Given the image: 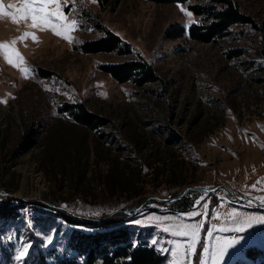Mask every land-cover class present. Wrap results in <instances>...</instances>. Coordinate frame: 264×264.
Wrapping results in <instances>:
<instances>
[{"label": "rangeland", "instance_id": "1", "mask_svg": "<svg viewBox=\"0 0 264 264\" xmlns=\"http://www.w3.org/2000/svg\"><path fill=\"white\" fill-rule=\"evenodd\" d=\"M222 1L67 0L63 11L78 25L71 41L0 16V43L15 41L23 57L10 65L0 54V101H7L0 103V205L23 204L16 220L0 221V264H40L42 254L64 253L77 227L58 212L102 221L133 214L150 198L179 197L188 210L151 201L110 220L124 216L133 244L146 243L166 264H183L174 243L181 238L170 232L201 221L202 244L239 240L222 264H264V207L239 203L230 191L264 202V0H230L252 24L231 28L215 43L192 41L191 28L209 24L193 8L219 10ZM178 27L183 37L167 36ZM109 33L121 40L116 52H84ZM132 62H147L159 82L138 87L104 70ZM74 105L107 126L97 132L74 126L65 112ZM30 129L37 145L23 153L21 138ZM196 201L207 208H194ZM193 210L201 215H185ZM238 227L244 230L219 231ZM25 243L29 254L18 261ZM201 256L208 260L198 246L189 259L196 264Z\"/></svg>", "mask_w": 264, "mask_h": 264}, {"label": "trees", "instance_id": "2", "mask_svg": "<svg viewBox=\"0 0 264 264\" xmlns=\"http://www.w3.org/2000/svg\"><path fill=\"white\" fill-rule=\"evenodd\" d=\"M158 5L187 3L192 0H148ZM221 9L207 8L205 11L193 8L198 15L206 14V25H194L190 30V39L198 43H215L229 34L235 26H246L252 21L244 17L238 6L230 0H223ZM185 30L182 27L174 28L167 36L170 38L183 37ZM121 40L109 33L107 38L89 43L83 47L87 54L114 53L118 50ZM237 56L239 52H233ZM105 72L113 76L120 83L133 82L138 87L154 85L159 81L156 72L147 62H132L104 68ZM71 117L74 126L86 131H99L107 123L94 113L84 109L82 105L67 106L65 111ZM37 134L31 129L21 138L20 150L23 153L36 147ZM111 187V185H109ZM6 204L0 207V221L16 220L20 215L23 204ZM176 210H188L191 206L184 202L173 205ZM59 216L75 228L69 238L67 250L62 253L49 252L41 256L40 264H166V258L154 248L142 242L133 244L129 226L123 221L124 216H118L105 224H93L75 220L68 215L58 212ZM80 228L88 229L84 231ZM252 254V252H251ZM52 258L49 262L48 259Z\"/></svg>", "mask_w": 264, "mask_h": 264}, {"label": "snow or ice", "instance_id": "3", "mask_svg": "<svg viewBox=\"0 0 264 264\" xmlns=\"http://www.w3.org/2000/svg\"><path fill=\"white\" fill-rule=\"evenodd\" d=\"M93 3L98 2V0H92ZM63 5H67V0H10L6 5L5 0H0V16H9L11 17L14 23H19L21 21H31L32 28H50L55 35L62 36L64 39L71 41L73 37L69 35L71 31L78 27L75 20L69 22L67 15L63 11ZM185 14L191 17L193 14L190 11L181 9ZM25 37L31 35L33 39H36L35 35L32 33H25ZM9 43H0V54H3L4 58L10 65H16L18 60H23V57ZM28 69H25L27 73ZM0 103H7L6 100L0 101ZM255 185H253V188ZM201 200H204V197L201 196ZM203 207L207 208V203L200 204L199 201L194 203V208ZM189 218H194L201 215L200 212L193 210L190 213L185 214ZM207 216V213H204ZM234 219L238 214H232ZM239 222V220H237ZM250 223V221H248ZM203 221L192 224H184L179 227L177 230L170 232L171 235L180 237L179 242L174 241L177 248L182 249L181 260L183 264H192L190 257L197 256V248L200 246L202 252L207 254L208 260L203 259V257H198L196 264H222L225 255L228 253V250L232 248L235 244L239 243V240L236 238L228 237H217L216 243L214 245L202 244L200 233L203 228ZM168 231V228L164 229ZM243 227H238L234 229L220 228L219 231H243ZM208 235L211 237L212 232H208ZM51 243V240H49ZM155 243V241L153 242ZM31 247L30 243H25L21 250H18L16 259L18 261H23V259L29 254V248ZM176 254V249H173V255Z\"/></svg>", "mask_w": 264, "mask_h": 264}, {"label": "water", "instance_id": "4", "mask_svg": "<svg viewBox=\"0 0 264 264\" xmlns=\"http://www.w3.org/2000/svg\"><path fill=\"white\" fill-rule=\"evenodd\" d=\"M217 190V189H216ZM230 190V189H228ZM190 191H196V192H202V193H205V194H212L214 193L215 191H205V190H195V189H190ZM233 194V196L235 197V199L239 202V203H250V204H253V205H257L258 207H264V202L263 203H258V201L254 200V199H247V198H242V197H239L235 194V192L233 190H230ZM188 192V191H187ZM184 197V196H183ZM9 198H12V199H15V200H20L19 198L16 199L14 197H9ZM182 199V197H179V198H174V199H168V200H160V199H157V198H150L146 201V203H144L138 210L134 211L133 214H130L128 212H115L114 214H112L109 218L105 219V220H102V221H96V220H87V219H81V218H77V217H74L71 215V217L73 218H76L77 220H81L83 222H87V223H93V224H105V222H108L110 221V219H112V217H114L115 215L117 214H122V215H127V216H132V215H135L137 214L138 212H140L141 210L144 209V207H146L151 201H156V202H159V203H175V202H178ZM20 201H23L24 200H20ZM39 204H42L46 207H48L49 209H52V210H55V211H63V212H67L63 209H59V208H53L51 206H48L42 202H40ZM2 205H0L1 207Z\"/></svg>", "mask_w": 264, "mask_h": 264}]
</instances>
